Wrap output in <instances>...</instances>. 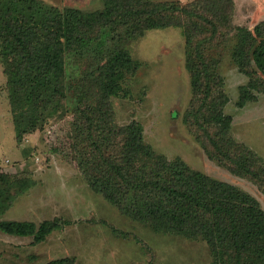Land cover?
<instances>
[{
    "label": "trees",
    "instance_id": "1",
    "mask_svg": "<svg viewBox=\"0 0 264 264\" xmlns=\"http://www.w3.org/2000/svg\"><path fill=\"white\" fill-rule=\"evenodd\" d=\"M103 2V9L85 12L39 0H0V47L17 138L67 111V85L73 86L76 104L67 132L71 142L58 135L52 138L54 133L48 142L84 172L92 190L157 233L204 241L211 264H264V209L257 198L192 168L180 157L159 153L146 142L138 121L125 126L115 122L111 102L140 67L129 43L149 30L179 28L193 88L185 122L197 127L210 160L264 192V162L231 136L233 118L224 111L223 77L216 60L206 54L212 47L209 42L236 31L235 61L250 79L241 89L243 106L252 90L264 89V21L253 29L234 26L235 0ZM72 55L90 60L76 85L67 82ZM8 180L0 176L1 182ZM10 199L7 185L2 186L0 214L9 208ZM59 227L58 219L40 225L0 221L1 231L33 236L35 244ZM45 264L77 261L63 257Z\"/></svg>",
    "mask_w": 264,
    "mask_h": 264
},
{
    "label": "rangeland",
    "instance_id": "2",
    "mask_svg": "<svg viewBox=\"0 0 264 264\" xmlns=\"http://www.w3.org/2000/svg\"><path fill=\"white\" fill-rule=\"evenodd\" d=\"M39 1L46 6L85 12L104 7L103 0ZM235 3L234 26L253 29L264 21V0ZM237 44L234 31L228 38L209 42L207 46L212 47L207 48L206 54L216 60L223 77L227 96L224 111L233 118L231 136L264 162V89L252 90L251 99L240 106L241 89L250 79L235 61ZM128 49L140 67L128 78L124 91L112 98L115 122L125 126L138 121L144 127L146 142L156 151L169 159L180 157L192 168L251 193L264 209V192L250 179L210 160L198 139L197 127L184 120L191 110L193 88L181 30H149L132 40ZM89 64L85 57L69 56L68 84L76 85ZM5 66L0 47V176L9 177L6 183L0 181V188L7 185L11 198L0 221L40 225L58 219L60 227L38 244L33 242V236L10 235L0 230V264H45L63 257L75 258L77 264H211L204 241L163 235L129 219L91 189L84 172L64 152L50 148L52 133V138L58 135L71 142L67 132L76 104L73 86L67 85V111L49 118L42 128L19 140Z\"/></svg>",
    "mask_w": 264,
    "mask_h": 264
}]
</instances>
